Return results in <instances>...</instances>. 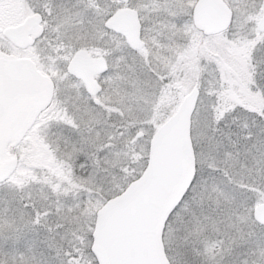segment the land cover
Returning <instances> with one entry per match:
<instances>
[{
	"label": "snow or ice",
	"instance_id": "snow-or-ice-1",
	"mask_svg": "<svg viewBox=\"0 0 264 264\" xmlns=\"http://www.w3.org/2000/svg\"><path fill=\"white\" fill-rule=\"evenodd\" d=\"M0 264H264V0H0Z\"/></svg>",
	"mask_w": 264,
	"mask_h": 264
}]
</instances>
